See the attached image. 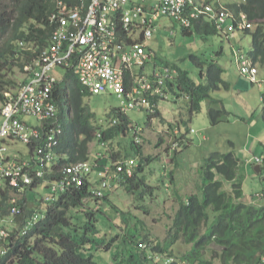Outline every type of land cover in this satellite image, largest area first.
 Returning a JSON list of instances; mask_svg holds the SVG:
<instances>
[{"label": "trees", "instance_id": "1", "mask_svg": "<svg viewBox=\"0 0 264 264\" xmlns=\"http://www.w3.org/2000/svg\"><path fill=\"white\" fill-rule=\"evenodd\" d=\"M228 7L236 16L244 13L247 20L253 24L252 28L245 30L252 40L247 55L258 66V70H264V0H231ZM53 10L52 0H0V102L6 100L5 92L15 94L18 84L26 81L27 77L19 79L22 73L26 74L24 66L32 63L42 50L49 47L55 29L54 23L50 21ZM192 28L200 35L220 33L208 18H198L194 20L191 28L182 29L185 34H189ZM222 53L220 49L209 58L191 54L192 61L203 65L200 69V81L196 82L187 70L176 67L177 75L168 79V86L165 88L169 94L185 98V108L191 115L200 111L203 103H207V115L211 125L229 121V111L225 109L221 99L210 94L231 87L224 78V66L215 59ZM231 63L237 68L235 58H232ZM242 77L246 78L249 84L262 85L259 79L260 85L245 76ZM88 95L90 94L79 83L73 71L65 70L55 86V98L59 104L63 102L68 115L67 119L61 117L62 133L55 149L57 159L54 162L52 178L59 175L58 170L63 165L88 161L89 145L97 140L98 132L101 134L99 140L106 141L107 150L111 151V168L117 160L126 158V153L121 149L114 150V145L110 146V143L119 135H128L130 118L119 111V107H112L106 113L108 126H105L84 102V97ZM147 116L148 122L154 117L164 120L158 109L153 114L147 113ZM262 118L264 122V109ZM113 119H116L117 123L110 125ZM168 125L171 130L174 127L181 130L178 120L169 122ZM191 130L193 129L189 128L186 132H194ZM186 132L181 130L179 135L183 136L179 138L172 135L173 139L180 144L188 143L183 140ZM228 143L233 147L232 141L229 140ZM119 144L121 143L117 140L116 145ZM131 148L138 154L139 161L137 163L135 159L132 176H127L124 172L119 174L115 186L123 187L137 200H144L146 197L152 199L154 192L161 188V185L151 184L145 172L146 163L150 162L152 157H145L141 143L135 142L134 139ZM260 157V172L256 173L257 175L264 170V153H261ZM95 158L97 160V157ZM239 162L233 150L209 151L202 165L203 183L200 192L190 194L186 199L179 196L167 237L156 243L151 242L149 235L142 233L138 227L139 222L131 224V215L122 219L131 220L126 223V229H123L122 225L118 227L125 230V233L129 226L135 230H130V234L126 233L115 245L113 241L117 239L116 236L108 239L104 234L100 235L97 220L99 214H105L104 199H107L113 185L111 188L97 189L86 179L81 186H71L53 195L50 201H44V195H40L39 201L46 207L45 214L41 213L32 227L22 235V223L28 217H34L36 213L26 205L22 206V213L15 216L20 227H14L13 242L8 252L0 258V264H109L94 259L98 251L111 252L114 264H179L171 253L177 241L191 244L187 251H179V260L185 264H214L213 258H210L212 253L220 257L222 264H260L264 255V204L256 205L244 200V173L239 169ZM253 166L254 164L252 169ZM168 178L170 179V176ZM160 182L166 183L163 178ZM45 186L44 184L43 188ZM96 190H100L101 195L97 196ZM263 194L262 190L256 193L259 199L264 198ZM84 199L91 200L92 206L85 204ZM116 211L124 212L118 209ZM79 212L84 215L81 220L77 216ZM7 213L8 206L5 203L0 205V215ZM138 243L148 245L146 248H140ZM211 244H215L219 249L211 248ZM157 258H162L163 261L158 262Z\"/></svg>", "mask_w": 264, "mask_h": 264}, {"label": "built area", "instance_id": "2", "mask_svg": "<svg viewBox=\"0 0 264 264\" xmlns=\"http://www.w3.org/2000/svg\"><path fill=\"white\" fill-rule=\"evenodd\" d=\"M52 1L50 21L55 29L49 47L24 66L26 81L18 84L15 94L5 92L6 100L0 102V205L8 206V213L0 215V258L11 247L14 227L19 226L15 216L22 213V206H27L28 194L34 187L46 185L49 193L42 199L47 202L71 186H81L86 179L99 189L111 188L120 173L132 176L136 165L134 158H125L111 168L98 155L97 160L63 165L59 175L52 178L55 149L62 133L61 114L68 113L61 110L63 102L59 104L55 98V86L62 77L59 79L53 71L58 67L72 70L89 94L115 95L120 99L122 113L146 110L153 114L158 100L167 96L168 79L176 72L167 67L160 70L155 63L146 70L151 60L146 41L162 27L157 19L167 16L172 25L176 21L188 29L194 20L208 18L228 37L235 30L253 27L244 13L234 15L228 7L231 0ZM233 52L239 73L260 85L256 77L258 66L252 58L239 49ZM116 123L113 119L110 125ZM139 132L133 131L137 143L141 140ZM179 132L180 128L175 127L174 133L178 136ZM96 137L99 139L101 134L98 132ZM18 143L25 150L17 147ZM101 145L106 146L107 142L102 141ZM177 146V142L172 145ZM248 162L259 164L261 157L254 156ZM95 194L99 196L101 191L96 190ZM37 218L36 214L28 217L20 233L24 235ZM9 223L12 228L7 226Z\"/></svg>", "mask_w": 264, "mask_h": 264}, {"label": "rangeland", "instance_id": "3", "mask_svg": "<svg viewBox=\"0 0 264 264\" xmlns=\"http://www.w3.org/2000/svg\"><path fill=\"white\" fill-rule=\"evenodd\" d=\"M156 22L162 23V27L155 31L151 38L146 41L147 48L151 53V60L146 70L152 68L153 63H155L158 69L163 70L167 67L172 73H174L172 71L174 69L176 71L174 75H177L176 67H178L187 70L190 76L198 82L201 79L200 69L201 67L203 68V65H198L192 61L190 58L191 54L209 58L211 54L221 49L223 53L222 55H218L221 56L219 62L224 68H227L231 65L232 58L235 57L233 49H239L247 53L251 48V35L243 30H235L231 37L225 35L224 31H219L220 33L218 34L200 35L194 28H192L189 34H185L181 25L176 21H174L172 25V20L167 16H161ZM171 30L173 32H171ZM214 55H216V53ZM64 72V68L58 67L52 73L60 79L63 77ZM259 72L260 75L258 76ZM259 72L257 78L262 81V87H258L257 84H249V90H244L243 87L234 88L231 84L232 86L228 90L221 89L210 93L217 97L223 94L231 102L235 101L240 108H242V106H244V108L245 106L251 108L248 102L259 106V111L256 114L258 116H256L253 111V118L251 116L245 117L244 119L240 117L233 120L231 124H225V127L222 125L213 126L210 124L207 116V106L204 103L200 111L191 115L185 108V98L183 96L177 98L169 93L165 98L158 100L157 103V109L164 118L163 121H161L159 117H154L148 122V112L146 110H127L126 113L131 120L129 128L127 129L128 135H124V137H121V135L115 137L111 142L112 144L110 143V146L114 145V150L121 149L122 152L126 153V158L132 157L136 159L138 163L139 157L138 154L132 150L131 142L133 141L132 135L134 129H139L140 132L138 136L141 139L142 153L145 157H152V160L146 163L145 172L150 183L156 186L161 185V188L154 192V198L151 199L146 197L144 200H137L133 195L128 194L123 187L113 186L111 190H109L110 192H108L107 199H104L105 214H99V219L97 220L100 235L104 234L108 239L116 236L117 239L113 241L115 245L126 236V233L130 234V230H135V228L131 226H129L126 233L124 232L125 230H123L127 228L126 223L132 220V225L134 222H139L138 227L141 229L142 233L150 236L152 243H156L157 241L161 242L167 237L168 227L172 223L171 219L177 207L179 196L186 199L190 194L200 192L203 183L202 165L209 151H229L233 149L240 160V166L243 165L246 160L243 155V148L246 144L251 148L255 147L256 149H254V152L260 154V156L261 153H264V132L259 133V137L254 135L258 130V125H255L256 121H259L261 126L264 127L262 118L264 109V70L260 68ZM20 74H18V76ZM25 77L26 75L22 73L19 79L23 80ZM224 77L230 81H236V84L239 82L237 79L240 78L236 72L230 74L229 70ZM167 86L168 84L165 85V87ZM240 91H242V93L237 94ZM219 98L224 99L223 96ZM257 98L260 100L257 101ZM83 100L100 118V123H103L105 126H108L106 113L112 107H118L120 105V99L115 95L105 93L90 94L85 96ZM231 116L232 114L229 113L228 118ZM29 119L35 122L33 117H29ZM247 119L252 120L247 121ZM175 120L179 121L183 133L189 128L193 129L194 132H186L187 138H185V141L190 144L189 146H182L186 144L183 142L181 145L182 150L177 153L176 158L172 161L173 157H170L171 152L169 153L167 149H170L168 145H170L173 129H169L168 124L172 121L175 122ZM221 122L227 123V121ZM230 133L234 135V147H231L228 143V140L231 139ZM204 135L206 136L205 139L202 138ZM247 135L253 137L246 139ZM117 140L121 143L119 146L116 145ZM16 146L25 150L24 146L19 143ZM89 146L90 158H95L99 153L98 151H101L105 152L108 156L105 159L106 162L109 161L108 159L112 161L111 151L105 150L103 146L99 145L97 140H94ZM254 152L251 153V155H253ZM252 157H254V155ZM171 172H174L173 182L171 179L172 177H170V179L168 178ZM162 178L164 181L166 180L169 182L165 184L160 182ZM242 184L246 195H249V197L244 198V200L247 203L261 205L258 204L260 202L259 199L253 200L251 197L258 198L256 193L259 189L264 188V170L261 174L257 175L253 171L251 165L249 170L246 169V177H243ZM262 192H264V190H262ZM47 193H49L48 189L45 187L43 188V185H39L28 194L27 208L36 211L34 214H36L37 217H39L41 213H43V215L45 214V204L39 201V197L40 195L45 196ZM84 201L85 204L92 206L91 200L84 199ZM116 209L124 212H117ZM130 215V221L122 220L124 216L129 217ZM77 216L80 220L84 218L82 212H79ZM118 225H122L123 229L120 230ZM7 226L10 228L13 227L10 223ZM146 245H148V243H146ZM190 247L191 244L187 245L182 241H177L173 246V250H171L172 257H176L179 264H185L179 260V251H187ZM210 247L219 249L215 244H211ZM210 256V258H213L214 264H222L220 257L216 256L215 253L210 254ZM94 259L100 263L114 264V261L111 259V252L109 251L96 252ZM161 260L163 261L162 258H159L158 262H162ZM152 263L153 262L150 264ZM260 264H264V255Z\"/></svg>", "mask_w": 264, "mask_h": 264}, {"label": "crops", "instance_id": "4", "mask_svg": "<svg viewBox=\"0 0 264 264\" xmlns=\"http://www.w3.org/2000/svg\"><path fill=\"white\" fill-rule=\"evenodd\" d=\"M161 27H159L157 30H159ZM222 55V54H221ZM220 57L221 56H216L215 57V59H217V60H219L220 59ZM226 69V71L224 72V75H227V71L229 70L230 71V74L232 73V72H236L237 73V75L240 77L239 79H237L239 82L236 84V81H230V80H228L226 77H224L229 83H230V85L232 84L233 86H234V88H241V87H243L244 88V90H249V83H248V81H246V78H244V77H242L241 76V74L239 73V70H238V68H235V66H233L232 65V63H231V65L229 66V67H227V68H225ZM259 71V70H258ZM260 75V72H259V74H258V76ZM256 77H257V75H256ZM260 79H262V78H260ZM231 85V86H232ZM261 87H262V85H260ZM260 86H258V87H260ZM231 88V87H230ZM260 90H262V89H260ZM242 93V91H240L239 93H237V94H241ZM220 96H223L224 97V99H221V101H223L222 103H223V106L225 107V109L227 110V111H229V113H231L232 114V116L229 118V121L226 123V122H221V123H219V124H216V125H213V126H217V125H222V126H224L225 127V124H231L232 122H233V120H235V119H237V118H245V117H249V116H251L252 118H253V116H252V113H253V111H254V113H255V115L258 113V111H259V106H257V104L255 105V104H251V102H248L250 105H251V108H249L248 106H245V108H244V106H242V108H240L239 106H238V104L235 102V101H233V102H231L230 100H228L223 94H220L219 96H218V98L220 97ZM263 97H264V95H263ZM242 100H245V99H242ZM260 99L259 98H257V101H259ZM246 102V101H245ZM206 106H207V109H208V104L207 103H204ZM246 104H247V102H246ZM253 107H254V109H253ZM202 109V108H201ZM234 115H237L236 117H234ZM208 116V115H207ZM256 116H258V115H256ZM209 119V118H208ZM252 119H247V121H251ZM171 123H174V121H172ZM255 125H258V130H257V132L254 134V135H256L257 137H259V133H261V132H264V127L263 126H261V124H260V122L259 121H256L255 122ZM230 136H231V139H230V141H232L233 142V147H234V145H235V142H234V135L232 134V133H230ZM251 137H253V136H250V135H247L246 136V139H250ZM204 138H206V136L204 135ZM183 140H184V138H183ZM229 141V140H228ZM189 144L190 143H186V144H184V145H182V146H185V145H188L189 146ZM169 146V148L170 149H167V151H169V153L171 152V155H170V157H173V159H172V161H174V158H176V155H177V153L179 152V151H181L182 150V148L181 147H179V148H176V149H173V150H171V146L170 145H168ZM254 149H256L255 147L254 148H251V147H249L247 144L244 146V148H243V155H244V158L246 159L245 160V162H244V164L243 165H241L240 166V171L242 172V173H244V176L243 177H246V169H250V166L252 165V164H250L249 162L247 163V161H249L251 158H252V156L254 155H258V156H260V154H257L256 152H254ZM106 150V149H105ZM233 150V149H232ZM164 151L166 152V150L164 149ZM234 151V150H233ZM99 152V153H98ZM97 153H98V155H102V157H105V158H107V155H106V153L105 152H101V151H98ZM235 152V151H234ZM254 152V154L253 155H251V153H253ZM167 153V152H166ZM236 154V153H235ZM132 158V157H131ZM90 159H93V158H90ZM104 162H106L105 160H104ZM111 162V161H110ZM110 162L108 161L107 163H106V165H108V164H110ZM169 176L170 177H172L171 179H172V182L174 181V172L172 173H170L169 174ZM168 179V178H167ZM162 180V179H161ZM166 181V180H165ZM169 182V181H168ZM167 181H166V183H168ZM242 186H243V184H242ZM259 190H264V188H262V189H259ZM258 190V191H259ZM243 191L245 192V189H244V187H243ZM249 197V195H246L245 196V198H248ZM253 200H258L259 198H253V197H251ZM183 199H185V198H183ZM260 200V202L258 203V204H264V198H262V199H259Z\"/></svg>", "mask_w": 264, "mask_h": 264}, {"label": "clouds", "instance_id": "5", "mask_svg": "<svg viewBox=\"0 0 264 264\" xmlns=\"http://www.w3.org/2000/svg\"><path fill=\"white\" fill-rule=\"evenodd\" d=\"M166 92H167V91H166ZM167 94H168V92H167ZM118 107H119V106H118ZM62 109H66L65 105L62 106L61 110H62ZM118 109H119V108H118ZM156 110H157V109H156ZM126 114H127V113H126ZM67 115H68V113L65 114V115L61 114V117L63 116V117H65V118L67 119V117H66ZM65 118H64V119H65ZM174 129H175V127L173 128L172 135H174V136H176V137H179V138L183 136V135H178V136H177V135L174 133ZM180 132H181V130H180ZM99 133H100V132H99ZM186 137H187V136L185 135V138H186ZM185 138H184V140H185ZM96 139H97L99 145L102 146V145H101V142H102V141H100L97 137H96ZM174 142H177V140H174V139H173V136H172V137H171V141H170V143H169L170 146H171V150L181 147L182 143L180 144L179 142H177V143H178V146H177L176 148H173L172 145H173ZM103 147L107 150V147H108V146L106 145V146H103ZM97 156H98V155H97ZM97 156H96V157H97ZM107 157H108V156H107ZM105 159H106L105 157H103V158L101 159V161H102L103 164H104V163H107V162H104ZM89 160H95V158H93V159H89ZM108 160H109V162H110V159H108ZM19 225H20V224H19Z\"/></svg>", "mask_w": 264, "mask_h": 264}, {"label": "water", "instance_id": "6", "mask_svg": "<svg viewBox=\"0 0 264 264\" xmlns=\"http://www.w3.org/2000/svg\"><path fill=\"white\" fill-rule=\"evenodd\" d=\"M260 163L258 164H254V166H253V170L255 171V173H259L260 172Z\"/></svg>", "mask_w": 264, "mask_h": 264}, {"label": "bare ground", "instance_id": "7", "mask_svg": "<svg viewBox=\"0 0 264 264\" xmlns=\"http://www.w3.org/2000/svg\"><path fill=\"white\" fill-rule=\"evenodd\" d=\"M100 156H102L101 154H100ZM96 159V158H95ZM46 187V186H45ZM98 189V188H97ZM48 194V193H47ZM264 195V194H263ZM50 203V202H49ZM20 227V226H19Z\"/></svg>", "mask_w": 264, "mask_h": 264}]
</instances>
